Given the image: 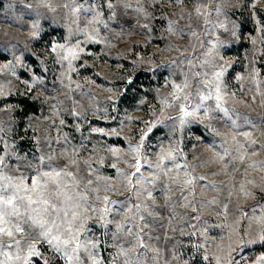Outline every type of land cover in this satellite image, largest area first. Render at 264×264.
<instances>
[{
  "label": "rangeland",
  "instance_id": "374dc122",
  "mask_svg": "<svg viewBox=\"0 0 264 264\" xmlns=\"http://www.w3.org/2000/svg\"><path fill=\"white\" fill-rule=\"evenodd\" d=\"M49 2L55 12L38 6V0H0V90L7 93L0 96V109H3L0 111V154L4 145H8L18 156H26L34 163H39L41 155L54 154L57 159L53 163L63 166L68 163L71 150L75 148L80 175L87 176L88 166L83 161L91 160L92 167L99 168L98 174L112 177L111 182L121 187L123 195L118 197L110 193L112 198L123 199L130 191L123 188L122 178L110 165L116 163L118 168L131 173L135 171L131 165L137 159L141 163L144 159L156 160L161 142L165 146L170 143L176 145L184 153L179 163L187 162L195 166V174L216 181L218 190L206 188L208 180L197 182L194 200L197 211L193 212L191 207H177L176 211L182 216L187 214L180 223L168 216L170 209L162 211L165 227L156 228L155 234L161 239L152 243L162 249L164 259L171 260L173 254L178 257L172 264H216L212 254L221 257L230 255L237 264H253L257 257L264 254V244L246 242L260 234L261 225L256 218L264 216V192L247 185L255 195L245 197L239 192V183L245 179L243 174L247 169V179L257 185L264 184L261 179L264 171L259 167H248L250 161L264 160V151L259 149V145L254 146L257 155H250L245 163L235 165L238 171H234L229 163L225 172L222 168L229 158L220 161L216 157V153H223L220 138L205 131L203 125L191 124L183 130L179 127L173 130V121L166 119L165 124L158 126L159 130L146 137L141 157L127 151L128 141L124 138L128 137L133 144L138 143L141 129L146 131L145 122L155 121L160 116V99L172 91L167 82L183 79L177 65L171 62L175 60L180 64L191 57L197 63L204 59L203 54L213 47L212 42L218 36L231 41L227 48L217 46L212 53L217 62L219 56L233 61L230 75L226 78L229 94L235 93V97L229 100V106L237 107L259 123L260 115H264L261 103L264 97L257 92L249 72L252 68L260 70L257 79L262 81L260 88L264 91V54L257 52V48L262 46L253 45L248 37L257 35L254 31L257 21L264 23V0H183V3H176L175 0H77L78 4L96 5L93 14L81 16L79 27L87 26L90 32L96 29L94 35L99 42L85 43L86 37L82 33L71 41H81L84 48L80 59L74 62L77 72L71 74L81 88L77 89L73 84L71 91L65 87L66 79L64 84L60 83V74L65 71L66 62L58 63L57 55L51 48L52 44L65 42L63 37L68 35L67 26L71 25L75 31L77 25L72 22L70 10L64 7L70 0ZM109 2L113 5L111 9L107 7ZM197 3L206 5L210 24H205L204 17H196L194 7ZM29 4L32 5L31 10L26 7ZM217 6L222 9L219 14L215 11ZM181 9L184 10V19H180ZM96 12L101 13L100 20L104 23L87 24ZM188 13L192 14L191 21ZM170 19L177 20L178 27L185 31L169 33L167 21ZM34 22L39 23L40 35L37 37L32 35ZM221 22L229 29L228 32L213 28ZM145 24L149 28H144ZM189 24L190 30L196 31L199 38L189 35ZM233 26L239 40L231 37ZM180 67L187 70L186 64ZM173 72L176 74L173 75ZM236 73L242 74L245 79L235 80ZM129 78L133 81L130 87ZM73 110L81 115H73ZM165 114L175 117L177 112L165 109ZM129 116L133 119H127ZM61 120L65 121L63 125ZM216 126L221 131L230 132L220 125ZM94 127L104 128L106 133L115 128L120 135L95 133L91 131ZM253 135L264 142L260 131H254ZM109 147L124 149L121 153L123 159L117 161L112 157L107 151ZM64 149H68L67 155H62ZM101 157L105 163L98 165L96 161ZM9 164L14 167L15 160L9 161ZM72 170H75L74 166ZM141 171L147 175L152 170L144 164ZM213 172L219 174L213 176ZM172 187L173 200L176 201L181 192L178 186ZM154 195L157 204L163 206V193L156 190ZM212 199L218 203L201 206L202 202ZM225 204L228 206L227 213L224 212ZM197 215L199 220L195 218ZM168 219L172 220L176 231L168 228ZM228 225L234 226L236 231L232 232ZM180 229L189 235H181ZM104 232L105 229L100 228L96 235L111 244L110 237H105ZM165 232L170 239H163ZM229 244L233 249L231 253L228 252ZM195 245L202 247L197 249ZM217 245L221 247L218 249ZM42 251L59 264L55 254L46 246L42 247ZM113 251L111 248L101 249V254L107 259ZM206 254L209 255L207 261L203 260Z\"/></svg>",
  "mask_w": 264,
  "mask_h": 264
},
{
  "label": "snow or ice",
  "instance_id": "6c2138e0",
  "mask_svg": "<svg viewBox=\"0 0 264 264\" xmlns=\"http://www.w3.org/2000/svg\"><path fill=\"white\" fill-rule=\"evenodd\" d=\"M175 2L183 3V0H175ZM38 6L46 7L52 12L56 11L49 0H38ZM26 7L29 10L32 9L30 4ZM64 7L70 10L72 22L77 27L74 31L71 25L67 26L68 35L63 37L65 42L52 44L51 50L56 53L58 63L66 62L67 67L60 74V83L64 84L66 79L65 87L71 91L73 84L77 89L81 88V85L72 79L71 74L77 72L74 62L79 60L81 53L84 52L81 41L76 40L75 43L71 41L74 36L81 33L86 37L85 43L99 41L94 35L96 29L90 32L87 26L79 27L81 16L87 17L93 14L96 5L86 6L78 4L77 0H70V3L65 4ZM107 7L111 9L113 5L109 2ZM252 7L255 8V4ZM183 11L181 9L180 19H184ZM215 11L219 14L222 9L217 6ZM194 12L197 18L204 17L205 24L211 23L207 19L206 5L197 3ZM100 15L101 13L96 12L87 24L104 23L100 20ZM191 18L192 14L188 13L189 21ZM256 23L257 27L254 31L257 35L250 36L248 39L253 45H261L262 47L257 48V52L264 54V23L261 21ZM143 27L149 28V25L145 24ZM217 27L224 29L225 32L229 31L223 22L213 26L214 29ZM32 28L34 29L33 37L39 36V23L34 22ZM167 31L176 34L184 32L185 29L178 27L177 20L170 19L167 21ZM189 35L199 38L196 31L190 30V24ZM231 37L235 40L240 39L235 26L231 30ZM212 43L213 47L208 48L203 54L204 59L198 60L197 63H194L191 57L185 58L180 64H177L175 60L171 62L172 65H177L183 79L179 82L174 79L167 82L172 91L160 99V116L155 121L145 122L146 131L141 129L139 142L133 144L128 137L124 138L128 141L129 153L141 157L146 137L154 134V130H159L158 126L165 124L166 119L173 121V130L176 127L183 130L188 125L199 124L203 125L204 130L213 137H219L223 153H216V157L220 161H224L225 157L229 158L228 163H225L222 168L225 172L229 163L233 165L234 171H238L235 167L237 163L243 164L246 162V157L257 155L254 146L259 145V149L264 151V142L253 135L254 131H260L261 135H264V115H260L259 123H256L249 114L240 112L235 106H229V100L235 97V93L229 94L226 78L230 75L229 69L233 67V61L219 56L217 62L216 58L212 57L217 46L227 48L231 41L222 40L218 36ZM181 64H186L187 70L180 67ZM175 74L173 72V75ZM259 75L260 70L257 68H252L249 72L257 92L264 97V91L260 88L262 81L257 79ZM36 79L39 80V77ZM234 79L241 81L245 77L236 73ZM132 84L133 81L129 78L128 86ZM107 91L111 92L112 89ZM5 95L7 93L0 90V96ZM261 103L264 105V99ZM165 109H172L177 112V115L166 116ZM72 114L81 115L75 110ZM127 119L133 118L129 116ZM64 123V120L60 121L61 125ZM216 125L230 132L221 131V128ZM245 128L249 130H244ZM91 131L105 135H120L115 128L111 129L110 133H106L104 128L99 127H94ZM66 137L67 134H65ZM158 148L154 162L144 159L141 163L140 159H137L131 165L135 169L131 173L118 168L116 163L110 165L122 178L123 188L130 191V194L124 195L123 199H113L110 193L118 197L123 195L121 187L111 182L112 177L98 174L100 170L92 167L91 160L83 161L88 166V174L86 177L81 176L79 162L75 158L77 153L75 148H72L71 158L68 159L67 164L56 166L53 163L57 159L54 154L41 155L38 157L39 163H34L26 156H18L14 148L4 145L3 152L0 154V264H56L45 254V251H42L44 246L55 254L59 264H172V261L177 260L178 257L173 254L171 260L164 259L162 249L152 243L161 239L160 235L155 234L156 228L165 227V216L162 215V211L170 209L168 216L176 218L177 223L183 222L187 214L182 216L176 208L191 207L192 211L196 212L194 204L196 184L208 178L195 174V166H190L187 162L179 163V158H184V153L178 146L171 143L165 146L161 142ZM249 149H252L251 153ZM107 151L117 161L123 159L121 153L124 149L109 147ZM67 153L68 149H64L62 155ZM13 159L14 167L9 164V161ZM124 162L128 163L127 160ZM96 163L103 165L105 160L101 157ZM144 164L152 170L147 175L141 171ZM72 166L75 170H72ZM248 167L253 169L259 167L261 171H264V160L250 161ZM218 174L212 173L213 176ZM243 175L245 179L239 183L240 193L245 197H254L255 193L247 185H253L264 192V184L257 185L255 181L247 179V169ZM261 179L264 180V177ZM173 185L178 186L181 192L176 201L173 200ZM205 187L218 190L214 180H208ZM156 190L163 193V206L157 204L154 195ZM185 191L187 194H184ZM204 203L215 204L218 201L212 199L202 202V207ZM227 208L225 204V213ZM195 218L199 220L200 216L197 215ZM256 219L261 225L260 234L255 239L248 240L247 244L257 242L264 244V216ZM167 226L171 231H176V228L172 227L171 219L167 220ZM228 227L232 232L236 231L234 226L228 225ZM100 228L105 229L103 235L110 237L111 244L96 235ZM180 233L189 235L183 229H180ZM163 239H170L167 232L164 233ZM195 247L199 249L202 245H195ZM220 247L217 245L218 249ZM107 248L114 251L106 259L101 254V249ZM232 250V245L229 244L228 252L231 253ZM212 255L216 264H222V262L237 264L230 255L225 257ZM203 260H209V255H204ZM253 264H264V254L257 257Z\"/></svg>",
  "mask_w": 264,
  "mask_h": 264
},
{
  "label": "bare ground",
  "instance_id": "6f19581e",
  "mask_svg": "<svg viewBox=\"0 0 264 264\" xmlns=\"http://www.w3.org/2000/svg\"><path fill=\"white\" fill-rule=\"evenodd\" d=\"M159 198V197H158Z\"/></svg>",
  "mask_w": 264,
  "mask_h": 264
}]
</instances>
